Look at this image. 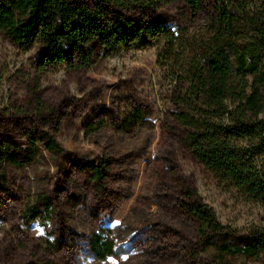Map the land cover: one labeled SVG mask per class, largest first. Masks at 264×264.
<instances>
[{"label": "rangeland", "instance_id": "1", "mask_svg": "<svg viewBox=\"0 0 264 264\" xmlns=\"http://www.w3.org/2000/svg\"><path fill=\"white\" fill-rule=\"evenodd\" d=\"M151 1L113 6L108 19L118 14L148 31L184 37L190 57L207 36L205 15L181 1ZM146 39L147 45L126 43L107 57L96 51L89 69L72 71L43 66L38 44L0 34V148L10 144L23 165L0 166V264H218L180 207L191 194L212 210L227 243L250 245L264 233L262 205L193 159L187 130L174 118L173 100L184 85L179 62L168 59L163 39ZM260 61L264 79V52ZM262 95L264 119V87ZM130 106L145 113L143 126L117 133V118ZM97 121L104 127L85 135L86 124ZM46 136L58 155L44 148ZM31 143L38 153L24 164ZM94 171L103 173L99 180ZM41 197L50 204L48 215L29 223L27 208L43 210L35 205ZM103 230L116 252L98 261L89 241ZM225 264H264V257H226Z\"/></svg>", "mask_w": 264, "mask_h": 264}, {"label": "trees", "instance_id": "2", "mask_svg": "<svg viewBox=\"0 0 264 264\" xmlns=\"http://www.w3.org/2000/svg\"><path fill=\"white\" fill-rule=\"evenodd\" d=\"M177 1L194 14L205 15L208 24L207 36L195 48L190 46L188 58L184 53L189 41L184 37L163 28L148 31L141 21L118 14L108 19L113 6H124L129 0H0V34L25 45L38 44L43 66L65 65L72 71L89 69L96 51L103 50L107 57L126 43L147 45L146 38L163 39L168 59L179 62L183 74L184 85L173 100L174 118L187 130L185 144L193 159L264 208V119L260 118L264 0H214L210 11L204 10L208 0H152L151 4ZM145 30L147 37L142 33ZM249 77H253L251 82ZM144 117L141 109L130 106L117 118L114 130L121 134L135 131L143 126ZM103 127L101 121L88 123L85 135ZM42 142L48 152L60 153L50 137ZM4 146L0 148V166L22 167L19 154L9 152L10 144ZM37 153L31 143L24 164ZM93 175L99 180L103 173L94 171ZM188 199L180 207L196 225L198 236L214 248L218 264H225L226 257H264V233H258L250 245L227 243L224 228L212 210L196 201L193 194ZM39 204L43 210L27 208L29 223L45 221L50 204L43 197L36 200L35 205ZM89 246L98 261L116 252L108 230L93 234Z\"/></svg>", "mask_w": 264, "mask_h": 264}]
</instances>
